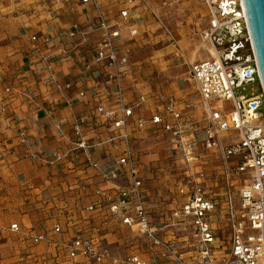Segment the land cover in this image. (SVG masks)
<instances>
[{"label": "crops", "instance_id": "obj_1", "mask_svg": "<svg viewBox=\"0 0 264 264\" xmlns=\"http://www.w3.org/2000/svg\"><path fill=\"white\" fill-rule=\"evenodd\" d=\"M99 2L107 19L118 25L121 38L128 39L121 49L128 50L129 62L123 74L125 99L130 107L135 104L129 123L150 119L153 111L160 112L168 100L176 102L182 110V124L201 122L204 112L191 77V65L209 59L210 47L201 39L209 19L205 5L199 8L201 19L189 27L174 21V16L184 13V9H164L161 0L136 1L133 16L126 20L119 17V11L126 8L125 0ZM93 19L91 6L81 5L79 0H17L8 2L6 12L0 14V264H66L64 240L84 227V208L98 201L94 192L107 191L112 195L115 186L126 184L124 177L106 181L101 171L88 163L90 160L104 165L114 161L121 153L120 148L104 145L84 153L76 151L60 166L29 158L30 152L37 150L66 153L71 147L73 118L99 105L110 108L115 104L110 84L103 78L92 79L84 72V63L79 59L84 48L80 35L51 49L38 40L42 50L53 54V61L49 72L33 70L31 36H55L77 26L91 47L101 36L91 26ZM136 19L141 23L136 25L137 36L131 38L128 28ZM161 22L167 27L165 30ZM67 56L70 58L65 60ZM98 68L92 66L91 70ZM49 75L59 83L74 84L60 95L51 82L45 83ZM81 91L84 97L78 98ZM140 95L145 96L144 103L136 100ZM60 121L66 123L58 131L54 123ZM109 126L110 122L95 117L83 128L84 137L107 139L112 134ZM21 131L28 136L30 149L20 144ZM131 138L140 162L139 173L151 219V213L157 212L162 222H169L172 210L181 201L178 188L197 181L215 201L216 214L211 218L215 234L223 228V222L227 226L226 196L233 187L237 191L240 186L232 173L234 158L224 161L219 150L205 152L186 167L178 153L170 157L159 152L170 140L163 130L153 126L144 131L132 129ZM224 141L223 136L221 144L227 145ZM152 145L153 152L149 149ZM89 219L88 226L100 228L102 245L112 257L137 255L151 263L172 264L159 248H151L136 233L129 235L127 228L108 216L100 214ZM15 223L20 229L18 233L9 230ZM55 224L65 231L62 238L53 232ZM187 229L190 234L185 235ZM38 234L44 235L45 240L34 244L31 236ZM123 234L126 242L121 240ZM160 237L171 241L179 252L185 250L181 253L189 257L191 253L185 249L188 237L197 243L190 228L170 227ZM216 246L217 242L210 246L211 252L217 253ZM229 247L228 242L227 253Z\"/></svg>", "mask_w": 264, "mask_h": 264}, {"label": "built area", "instance_id": "obj_2", "mask_svg": "<svg viewBox=\"0 0 264 264\" xmlns=\"http://www.w3.org/2000/svg\"><path fill=\"white\" fill-rule=\"evenodd\" d=\"M136 1L139 0H125L126 8L119 11L122 20L133 16ZM79 3L93 9L94 21L91 26L100 31V40L93 46H88L84 33L77 26L55 36H31L30 53L35 59L33 70L35 73L49 72L53 61V54L42 50L38 40L47 49H51L80 35L84 48L79 59L84 63V72L89 73L92 79L103 78L110 84L115 104L110 108L99 105L94 110L73 118V137L70 140L71 147L66 153L37 150L30 152L29 158L40 160L49 166H60L76 151L84 153L104 145L120 148L121 153L114 161L104 165L92 163L90 160L88 163L92 168L101 171L106 181H117L124 177L126 184L115 186L112 195L107 191L96 190L94 194L98 201L86 206L84 211L91 218L100 214L108 216L112 221L144 238L151 248H159L172 264L187 263L173 243L163 240L160 233L170 227L190 228L197 240L203 264H210V246L217 242L211 221L215 211L214 199L200 182L183 184L178 188L181 201L172 211L169 222H162L160 225L154 223L146 207L139 173L140 162L132 147L131 132L132 129L144 131L153 126L168 133L170 140L167 150L178 153L186 167H190L202 153L219 150L224 161L235 159L233 174L249 173L248 183L237 189V206L232 202L229 192L226 196L225 215L230 233V247L228 258L221 264H264V124L260 123L263 115L259 112L264 106V94L242 0H203L209 19L201 39L210 47L209 59L191 65V77L195 82L204 116L201 122L189 125L182 124V110L172 100H168L160 112L153 111L150 119L129 123L135 104L130 107L125 99L123 74L129 62L128 50L121 49L128 39L121 38L118 25L107 19L99 0H79ZM139 23L141 20L136 19L134 25L128 28L131 38L137 36L136 25ZM69 58L67 56L65 60ZM92 66L100 68L92 71ZM46 82H51L54 91L60 95L69 91L74 84L69 81L59 83L51 75L45 79ZM254 83H258L260 87L259 94H237L239 89ZM77 96L83 98L84 93L81 91ZM136 100L144 103L146 98L140 95ZM65 102L71 105V101ZM184 107L188 109L189 105ZM95 117L110 122L108 129L112 134L107 139L94 137L87 140L84 137L83 128ZM65 123L66 121L54 123V127L59 131ZM228 133H236L237 140L222 145L221 137ZM18 139L20 144L30 149L26 133L21 131ZM83 224V228L77 229L64 240L66 264H157L137 255L112 257L102 245L100 228L88 226V220ZM9 230L14 233L20 231L16 223L11 224ZM53 232L60 238L65 233L58 224L53 226ZM31 239L34 244H38L45 237L38 234L31 236Z\"/></svg>", "mask_w": 264, "mask_h": 264}, {"label": "rangeland", "instance_id": "obj_3", "mask_svg": "<svg viewBox=\"0 0 264 264\" xmlns=\"http://www.w3.org/2000/svg\"><path fill=\"white\" fill-rule=\"evenodd\" d=\"M13 1L16 2L17 0H9V1L8 0H0V14L5 13L8 2L12 3ZM159 1L160 0H157V2H159ZM161 1H162V3H166L165 5H163L164 9H168L170 7L174 8V9H179V8L184 9V11H185L184 13L180 12L181 14L178 17L174 16V21L179 22L182 26L187 25L189 27H194V23H197L198 20L201 19V18H199L200 13H201L199 8H203V6H202L203 0H161ZM190 9H191V11H190ZM161 25H162L161 27L164 30L167 28L164 25V22ZM205 54L206 53H204V55ZM259 93H260V87H259L258 83H254V84L244 86L243 88H241L237 91V94H244L246 96H249L251 94H259ZM259 112H261L263 115V118L260 119V123L264 124V106H262L260 108ZM222 136H224V138H225V141H224L225 143H232V142L237 140L236 133H228V134H224ZM166 147L167 146L164 145L159 152L162 154H167V155L169 154L170 157L175 156V152H170L169 150H167ZM149 149L152 150V152H153L154 146L153 145L149 146ZM248 174L249 173L246 172L243 174L236 175L234 177V180H236V182L239 183V185H240L239 188L241 187V185L248 183V181H247ZM212 193L215 194V191H213ZM236 193H237V191H236L235 187H233L232 190L230 191V194L233 198L232 202L235 205L237 204V199L234 196V195H236ZM220 202H222V200H220ZM215 214H216V212L213 213V215H215ZM84 215H85L86 219L83 222H85L87 220L89 221L90 220L89 218L91 216L88 215L87 213H84ZM151 216H152V219H154V223H156L157 225H160L162 223V220H161V218L157 212L151 213ZM223 225H224L223 228H221L219 231H217V235H216L218 238V240L216 239L217 240V246H216L217 253L211 252L209 254L210 255V264H221L223 260L228 258L226 254H227V247H228L230 233H229V229H228V223L226 226L225 223L223 222ZM185 231H186L185 235H187V233L190 234V231L188 229ZM127 232L129 235H134V233L131 231H127ZM121 240H123L125 242L127 241V238L124 234H123ZM187 242H188V244H187L185 249H186V251L191 253V257L185 256L181 253V252H184L185 250H182L179 252L176 249L177 252L181 255L182 259L187 264H203L204 261L202 259V255H201L200 250L197 246V243L193 239H190L189 237H188ZM194 257L196 259L193 261Z\"/></svg>", "mask_w": 264, "mask_h": 264}, {"label": "water", "instance_id": "obj_4", "mask_svg": "<svg viewBox=\"0 0 264 264\" xmlns=\"http://www.w3.org/2000/svg\"><path fill=\"white\" fill-rule=\"evenodd\" d=\"M264 94V0H242Z\"/></svg>", "mask_w": 264, "mask_h": 264}]
</instances>
